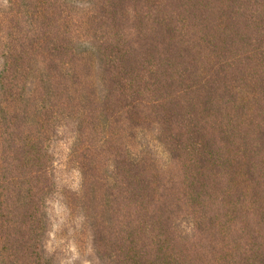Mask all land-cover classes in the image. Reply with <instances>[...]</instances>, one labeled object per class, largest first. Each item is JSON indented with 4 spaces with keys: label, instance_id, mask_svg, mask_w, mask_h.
Instances as JSON below:
<instances>
[{
    "label": "trees",
    "instance_id": "16d2710c",
    "mask_svg": "<svg viewBox=\"0 0 264 264\" xmlns=\"http://www.w3.org/2000/svg\"><path fill=\"white\" fill-rule=\"evenodd\" d=\"M3 2L0 264H57L55 195L91 264H264V0Z\"/></svg>",
    "mask_w": 264,
    "mask_h": 264
},
{
    "label": "rangeland",
    "instance_id": "374dc122",
    "mask_svg": "<svg viewBox=\"0 0 264 264\" xmlns=\"http://www.w3.org/2000/svg\"><path fill=\"white\" fill-rule=\"evenodd\" d=\"M4 4L0 0V5ZM53 144L55 167L59 187L72 190L78 188L80 177L78 172L67 164L71 140L63 136ZM50 232L47 237L46 249L55 256L57 264H91L88 236L78 235L80 219L72 217L59 195H55L49 203ZM79 240V241H78Z\"/></svg>",
    "mask_w": 264,
    "mask_h": 264
}]
</instances>
